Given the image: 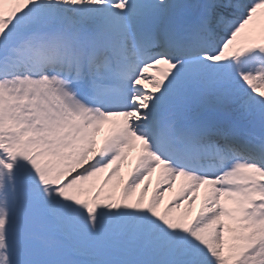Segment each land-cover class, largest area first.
I'll return each instance as SVG.
<instances>
[{
  "label": "snow or ice",
  "instance_id": "6c2138e0",
  "mask_svg": "<svg viewBox=\"0 0 264 264\" xmlns=\"http://www.w3.org/2000/svg\"><path fill=\"white\" fill-rule=\"evenodd\" d=\"M0 264H264V0H0Z\"/></svg>",
  "mask_w": 264,
  "mask_h": 264
},
{
  "label": "rangeland",
  "instance_id": "374dc122",
  "mask_svg": "<svg viewBox=\"0 0 264 264\" xmlns=\"http://www.w3.org/2000/svg\"><path fill=\"white\" fill-rule=\"evenodd\" d=\"M125 170H126V169H125ZM151 179H152V184H153V186H154V185H155V182H156V179H157L156 174H154L153 177H152ZM178 190H179V187H177V184L174 185V187H173V191H172V193H171L170 198H172L173 196H175V194H176V192H177ZM150 191H151V189H150Z\"/></svg>",
  "mask_w": 264,
  "mask_h": 264
},
{
  "label": "bare ground",
  "instance_id": "6f19581e",
  "mask_svg": "<svg viewBox=\"0 0 264 264\" xmlns=\"http://www.w3.org/2000/svg\"><path fill=\"white\" fill-rule=\"evenodd\" d=\"M177 187H179V182H177ZM173 190L171 191H167L164 193V200L167 202L168 200H170V196H171V193H172Z\"/></svg>",
  "mask_w": 264,
  "mask_h": 264
}]
</instances>
